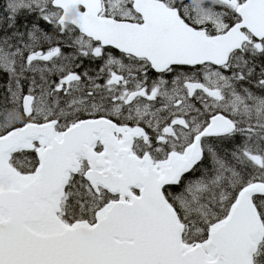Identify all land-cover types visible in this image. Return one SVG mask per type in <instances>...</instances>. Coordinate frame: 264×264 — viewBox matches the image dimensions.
<instances>
[{"label": "snow or ice", "instance_id": "6c2138e0", "mask_svg": "<svg viewBox=\"0 0 264 264\" xmlns=\"http://www.w3.org/2000/svg\"><path fill=\"white\" fill-rule=\"evenodd\" d=\"M0 264H264V0H0Z\"/></svg>", "mask_w": 264, "mask_h": 264}]
</instances>
